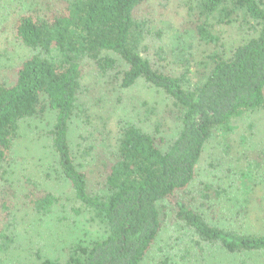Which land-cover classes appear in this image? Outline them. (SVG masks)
I'll use <instances>...</instances> for the list:
<instances>
[{"label": "trees", "instance_id": "16d2710c", "mask_svg": "<svg viewBox=\"0 0 264 264\" xmlns=\"http://www.w3.org/2000/svg\"><path fill=\"white\" fill-rule=\"evenodd\" d=\"M21 1L9 34L28 53L0 75V261L14 243L18 207L47 215L63 205L30 179H10L22 123L45 109L53 113L47 135L69 184L66 200L76 214L91 213L104 235L36 264H142L170 225L179 262L190 259L187 245L179 246L186 242L197 251L218 244L228 254L264 252V230L251 223L253 200L264 190V152L247 134L232 138L236 120L264 111L263 1L194 0L184 16L177 0ZM239 21L252 35L227 51L215 26ZM193 42L206 46L198 61ZM89 69L118 90L142 80L162 91L176 135L167 140L160 127L147 131L130 121L113 132L108 113L88 115L79 97L88 93ZM75 118L85 125L77 150L69 139ZM212 140L224 157L243 152L230 158L236 164H222V177L199 180Z\"/></svg>", "mask_w": 264, "mask_h": 264}, {"label": "rangeland", "instance_id": "374dc122", "mask_svg": "<svg viewBox=\"0 0 264 264\" xmlns=\"http://www.w3.org/2000/svg\"><path fill=\"white\" fill-rule=\"evenodd\" d=\"M182 4V9L177 8L180 16H184L187 5L193 4L194 0H177ZM264 3V0H262ZM24 2V1H23ZM21 0H0V75L3 69L14 67L24 56L27 50L15 42L9 34L14 17L22 12L25 5ZM177 3H174L172 8ZM174 22L173 15H169ZM214 33L220 38L224 47L228 50L251 37V30L245 27L241 21L232 22L229 25H216ZM150 56L153 57L157 45L155 40H148ZM206 46L199 42H193L192 53L198 61ZM4 74V73H3ZM106 78L99 76L92 69H89L84 76L83 83L86 86L87 94L79 97V102L87 110L88 115L102 116L105 113L110 115L111 130L116 132L118 124L130 121L141 126L147 131L160 127L161 136L170 140L178 129V123L167 116L169 105L162 91L155 89L142 80L138 81L131 89L118 90ZM90 92V93H89ZM52 112L45 109L44 114H39L33 120H26L21 126V137L15 147L17 163L13 167L15 175L10 179L24 178L36 183L41 190L55 194L63 199L62 206L52 209L47 215L37 214L29 207H18L15 211V228L13 231L14 243L12 248L0 261V264H36L37 257L60 259L65 257L66 249L75 243H89L104 235V230L97 222L92 221L91 213L82 210L76 214L72 210L74 206L68 204L66 198H71L69 184L60 174L54 161L48 131L52 125ZM235 132L232 138H239L241 135H248L253 139V145L264 152V111L256 114L246 115L234 123ZM85 131V125L80 118H75L70 125L69 139L72 149L77 150L80 143V136ZM251 145V144H249ZM243 152L237 149L232 157L222 156L217 149L216 142L212 140L205 148L201 160L197 166V177L199 180H210L219 172L222 164L230 163V158L239 157ZM14 157V158H15ZM76 158L79 160V156ZM264 164V157L259 160ZM241 161L240 163H242ZM239 164V163H237ZM12 171V172H13ZM253 212L251 223L258 230H264V190L256 195L253 200ZM171 215V213H170ZM175 226L164 227L157 240L154 250L142 264H160L166 257L177 263L171 264H264V252L250 253H226L218 244L204 246L202 251H197L190 242L180 243V247L187 245L190 259L179 262V252L172 240L177 234ZM175 229V230H174ZM188 241V240H185ZM172 246V249L171 247Z\"/></svg>", "mask_w": 264, "mask_h": 264}]
</instances>
